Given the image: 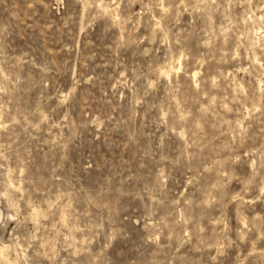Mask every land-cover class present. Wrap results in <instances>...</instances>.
Returning a JSON list of instances; mask_svg holds the SVG:
<instances>
[{
    "label": "rangeland",
    "instance_id": "rangeland-1",
    "mask_svg": "<svg viewBox=\"0 0 264 264\" xmlns=\"http://www.w3.org/2000/svg\"><path fill=\"white\" fill-rule=\"evenodd\" d=\"M0 248L264 264V0H0Z\"/></svg>",
    "mask_w": 264,
    "mask_h": 264
},
{
    "label": "bare ground",
    "instance_id": "bare-ground-1",
    "mask_svg": "<svg viewBox=\"0 0 264 264\" xmlns=\"http://www.w3.org/2000/svg\"><path fill=\"white\" fill-rule=\"evenodd\" d=\"M103 7V6H102ZM106 7V6H105ZM106 9V8H105ZM108 9V8H107ZM107 12V11H106ZM12 185V184H11ZM2 248V247H1ZM0 248V249H1ZM6 249V247L4 248V250ZM3 250V249H2ZM7 250V249H6ZM3 252V251H2ZM6 252V251H5ZM3 257H4V255H3ZM9 257V256H8ZM12 261V260H11ZM8 262H10L9 260H8ZM13 264H14V262H12Z\"/></svg>",
    "mask_w": 264,
    "mask_h": 264
}]
</instances>
